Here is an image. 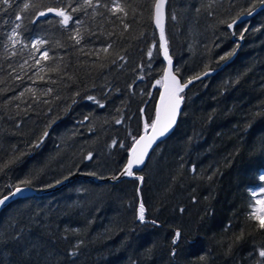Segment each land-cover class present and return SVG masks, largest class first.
Returning a JSON list of instances; mask_svg holds the SVG:
<instances>
[{
	"label": "trees",
	"instance_id": "trees-1",
	"mask_svg": "<svg viewBox=\"0 0 264 264\" xmlns=\"http://www.w3.org/2000/svg\"><path fill=\"white\" fill-rule=\"evenodd\" d=\"M68 2L12 0L7 12L0 11V168L14 161L0 172V190L6 194L8 185L27 177L33 178V189L44 190L70 171L84 175L58 190L16 198L1 208L0 261L10 264L9 237L22 231L28 237L23 261L30 264H256L255 249L264 245V231L248 214L258 199L251 190L264 186L259 180L264 173V10L237 24L235 34L227 24L257 0H167L164 30L181 82L215 72L182 93L185 100L173 131L135 171L144 176L142 184L134 177L111 183L86 176L118 174L132 144L129 131L137 136L143 131L140 109L154 119L161 86L153 85L165 68L161 52L154 50L151 69L141 72L138 67L149 63L147 51L159 43L153 0H123L127 31L117 19L121 13H106L107 20L91 19V9L89 15L74 14L97 33L84 32L81 46H74L73 33L58 24L59 17L31 23L38 11ZM24 3L34 6L16 21ZM16 24L21 27L13 44L8 36ZM108 32L115 34L108 37ZM37 39L47 41L37 48L52 57L39 65V52L32 47ZM107 43H113L108 53L84 54ZM233 49L228 62L230 57L220 60ZM137 75L145 78L136 80ZM47 89L52 92L45 94ZM22 91L23 97L13 99ZM89 95L105 107L88 101ZM45 131L48 137L34 147ZM113 139L118 143L109 148ZM89 152L93 159L85 160ZM141 199L146 218L158 226L135 219ZM175 230L182 237L179 255L172 258L168 253ZM241 231L244 238L237 240ZM194 238L198 242L190 244ZM70 250L76 255L69 256ZM11 262L22 264V259L12 255Z\"/></svg>",
	"mask_w": 264,
	"mask_h": 264
},
{
	"label": "snow or ice",
	"instance_id": "snow-or-ice-1",
	"mask_svg": "<svg viewBox=\"0 0 264 264\" xmlns=\"http://www.w3.org/2000/svg\"><path fill=\"white\" fill-rule=\"evenodd\" d=\"M167 3V0H153L152 8H153V20L155 22L156 27L160 31V38L158 45L156 42L153 43L152 47H150L147 51V57L149 60V63L147 65L141 64L138 67L140 68V71L143 72L144 68L147 67L149 69L152 68V59L154 55V50L160 51L163 54L164 59L167 61V66L163 69V76L160 80H156L155 84L153 85V88L160 85L163 88V91L160 93V99L159 103L156 106V114L155 118L151 119L145 115V109L141 108L140 113L144 120L143 124V134H140L137 136V134L133 133L132 131H129V136L131 137L132 144L130 148H127L128 152V158L127 163L124 166V169L122 170L121 175L128 176V177H134L136 180L140 181L141 184L144 181V176L137 175L135 172V169L142 168L145 166L147 159L150 157V152L154 150V146L158 145V142L161 141L162 138H165L171 130L175 127L178 115L180 114L181 105L183 101L185 100V96L182 95V93L185 92V89H187L190 85H192L195 81L202 80L204 77H207L211 74L210 71H205L202 73H199L197 75L191 76L188 78L186 82H181V77H179L177 74L180 73L179 67H173V60L169 53L168 48V40L165 35L164 30V8L165 4ZM257 3L259 4L260 9L264 10V0H257ZM257 3L251 4V6L248 8L246 15L252 16L254 12L257 10ZM0 11L7 12L9 8L12 7V0H0ZM34 5H30L29 3H24L23 7L20 9V12H18L15 16L16 21H20L24 19V17L20 14L26 10H28L30 7H33ZM88 9H91L90 18L95 19L97 17H103L105 20H107L109 17L107 14H110L111 16H116L118 13L123 14V16H117V19H120L121 23L123 24V28L125 31H127L130 28V25L128 23L124 22V18L127 17V11H126V5L123 2V0H69V2L63 6H53V7H47L45 10L38 11L35 15L36 18L31 21L32 24H36L38 20L42 17H47L48 15H54L55 17H59L58 24L62 26L64 29L70 31L73 33L71 35L70 39L74 41V46H81L86 43L84 32H88L89 36H97V33L95 31H92L91 29H88L85 27V22L80 19L78 16L74 15L76 13H84L85 15H89ZM100 9H104V11H99ZM197 12L200 11L199 8L196 9ZM209 15H212L211 12L208 13ZM244 13L238 14L236 18L232 20L231 23L227 24V27L229 29H233V32L235 34V26L244 19ZM173 20H176L177 17L173 15L171 17ZM223 23V21H221ZM74 25L75 27H72ZM20 24H16L15 27L12 29V33L8 36V40L12 41L13 44L17 43L16 40H14V37L19 35L17 33L16 29L20 28ZM102 27V25H101ZM248 29L245 28L244 31L246 32ZM102 34V33H101ZM115 33L114 32H108L107 36L112 37ZM123 35V33H121ZM143 35V33L141 34ZM244 32L240 33V38L243 39ZM87 42H90L87 41ZM47 41L44 40H33L32 41V47L36 48V50L39 52V59L35 61L36 65H39L41 63V60L47 61L49 59H52V57L49 56L48 50L41 51L40 48H37V45H43L46 44ZM113 48V43H107L102 45L100 48L89 50V53L84 54H91L98 56L100 52L108 53L110 49ZM81 52H83V48L80 49ZM235 53V49L233 51L226 53L225 55L220 57L221 61L227 60L229 57H231ZM15 54V53H13ZM121 61H124L126 59L125 56H119L118 57ZM113 64L116 63L115 60L112 61ZM25 64H27V61H25ZM23 67V65L21 66ZM43 69H41L42 71ZM59 70V66H57V69ZM17 79H21L19 76L16 77ZM43 77H41L42 79ZM145 78L144 75H137L136 80H143ZM136 81L134 80L132 84L128 86L129 90L132 91L134 88ZM27 91H32V89H27ZM52 92V89H47V92L45 94H49ZM24 92H20L17 97H14L13 99H20L24 96ZM149 96L152 95L151 92L147 93ZM76 95H79V93H76ZM86 99L88 101H93L97 103V105L100 108H104L105 105L100 103L96 100L94 96H87ZM44 103H47V101H44ZM75 103V101H73ZM17 107H19L17 105ZM89 117H85V120H88ZM123 122V118L116 119L115 123L117 125L121 124ZM17 127H19V124H17ZM51 127V125H49ZM49 135L48 131H45L43 134V137L41 140L34 145V147H40V145L43 143L44 139H46ZM118 141L116 139H113L111 141V144L109 145V148L115 147L117 145ZM119 146L123 149L126 148V145L123 141L119 142ZM85 160H92L93 159V153L89 152L86 157H84ZM14 163L13 160H9L6 163L3 164V167L0 168V172H3L7 170L10 165ZM191 171L195 172L196 167L195 165L192 166ZM73 175V173L70 171L69 175L64 176V180L69 179V177ZM89 175L95 176L96 173L92 172L89 173ZM103 178V177H101ZM119 175H113L111 177L112 180L119 179ZM209 180L212 179V176L208 177ZM259 180L261 182H264V173L259 175ZM34 183V180L32 177H27L25 179L19 180V183L15 185H8L9 191L5 194L2 190H0V207H3L6 205V203L9 200H13L16 197L24 198V193L27 191L32 190V185ZM56 184L62 183L61 180H56ZM48 187H53L54 185L49 184ZM137 194L140 195L141 189H136ZM259 194H264V186L260 187L259 193L255 189L251 190L252 197L256 198ZM251 212L248 214V219L251 221H259L257 224V229L259 231H264V199H255V203L250 205ZM183 211V209H181ZM135 219L139 222V224L143 225L146 223H151L155 226H158V221L151 220L149 221L146 218V208L143 200L141 199L138 208L136 210V216ZM229 225L228 227H230ZM182 232L180 230H175L174 234L171 238V248L169 250V256L172 258H175L179 255L178 252V246L181 241ZM244 238V233L241 231V234L237 236V240H242ZM28 240V237L23 234L22 231H15L14 235L9 237V242L12 243L13 249L10 251V264L11 262V256L12 255H18L22 259V264H30V261H23V254L27 250L28 245L26 241ZM199 238H194L193 241L189 242L190 244L197 243ZM75 247H78L76 245ZM5 248H7V243L5 244ZM229 251H231V246H229ZM255 252L258 253V258L256 259V264H264V245L259 246L255 249ZM69 256H75V251H69ZM249 257H253V253H249ZM200 260L204 261L205 256L201 255ZM0 264H3V261H0ZM133 264H136V262H133Z\"/></svg>",
	"mask_w": 264,
	"mask_h": 264
},
{
	"label": "water",
	"instance_id": "water-1",
	"mask_svg": "<svg viewBox=\"0 0 264 264\" xmlns=\"http://www.w3.org/2000/svg\"><path fill=\"white\" fill-rule=\"evenodd\" d=\"M165 7H166V4H165ZM46 9V8H45ZM45 9H43V10H45ZM258 10H260V7L258 6L257 7V10H256V12L258 11ZM256 12H254V14L256 13ZM164 13H165V8H164ZM48 16H54V15H48ZM165 15H164V21H163V23H164V28H165ZM251 17V16H250ZM249 16H247L246 14L244 15V19H243V21H245V20H247V19H249L250 18ZM43 18V17H42ZM41 19V18H40ZM153 22H154V20H153ZM242 22V21H241ZM154 26H155V28H156V31H157V34H158V39L160 38V31H159V29L156 27V25H155V22H154ZM236 53V52H235ZM235 53L232 55V57L235 55ZM161 55H162V59H163V61H164V63H165V67L167 66V61L164 59V57H163V54H162V52H161ZM232 57H230L226 62H228ZM225 62V63H226ZM225 63H223L221 66H220V68H222L223 67V65L225 64ZM211 72V74H213L215 71L214 70H212V71H210ZM210 74V75H211ZM210 75H208V76H210ZM207 76V77H208ZM204 78H206V77H204ZM191 86V85H190ZM189 86V87H190ZM188 87V88H189ZM187 88V89H188ZM186 90V89H185ZM161 91H163V88H162V86L160 87V91H159V96H158V99H157V102H156V105H155V114H156V106H157V104L159 103V99H160V93H161ZM181 107H182V105H181ZM181 111V110H180ZM179 116V115H178ZM154 118H155V115H154ZM178 119V118H177ZM174 129V128H173ZM173 129L171 130V132L173 131ZM170 132V133H171ZM169 133V134H170ZM141 134H143V131H142V133ZM168 134V135H169ZM168 135L166 136V137H168ZM166 137L165 138H162L161 139V141H159L158 142V144L160 143V142H162L164 139H166ZM157 146V145H156ZM156 146H154V148L156 147ZM151 153V152H150ZM126 163H127V161H126ZM125 166V165H124ZM143 168V167H142ZM142 168H138V169H135V171H140ZM123 169H124V167H123ZM122 169V170H123ZM122 170L118 173V174H116V175H119L120 176V178L119 179H117V180H112L111 179V177L113 176V175H110V176H107V177H104V178H99V177H94V176H86L87 178H89V179H91V180H93V181H95V182H111V183H113V182H117V181H120V180H122V179H124V178H127V179H131L132 177H128V176H123V175H121V173H122ZM84 175H82V174H78V173H75V174H73V175H71L70 177H69V179H67V180H62V183H60V184H55L53 187H50V188H47V189H44V190H35V189H33L32 188V190H30V191H27V192H25L23 195H24V197H30V196H36V195H42V194H46V193H49V192H52V191H55V190H58V189H60V188H62V187H64V186H66L67 184H69L70 182H72L73 180H75V179H77V178H80V177H83ZM16 198H21V197H16ZM16 198H14V199H16ZM9 201H11V200H9ZM8 201V202H9ZM7 202V203H8ZM6 203V204H7ZM5 206V205H4ZM3 206V207H4ZM1 208L2 207H0V210H1Z\"/></svg>",
	"mask_w": 264,
	"mask_h": 264
},
{
	"label": "rangeland",
	"instance_id": "rangeland-1",
	"mask_svg": "<svg viewBox=\"0 0 264 264\" xmlns=\"http://www.w3.org/2000/svg\"><path fill=\"white\" fill-rule=\"evenodd\" d=\"M257 191V193H259V190H256ZM257 198L258 199H264V194H259L258 196H257Z\"/></svg>",
	"mask_w": 264,
	"mask_h": 264
}]
</instances>
